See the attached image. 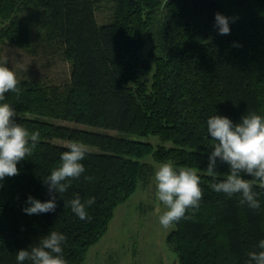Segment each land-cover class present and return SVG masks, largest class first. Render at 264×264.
Wrapping results in <instances>:
<instances>
[{"label": "trees", "instance_id": "trees-1", "mask_svg": "<svg viewBox=\"0 0 264 264\" xmlns=\"http://www.w3.org/2000/svg\"><path fill=\"white\" fill-rule=\"evenodd\" d=\"M99 1L0 0V44L32 46L22 14L33 9L46 37L64 46L72 64L64 87L21 79L19 95L5 94L18 122L39 136L18 162L19 172L0 187V264H16V251L52 228L67 236L68 264H84L115 208L148 183L154 171L143 158L149 155L192 166L201 177L199 206L166 237L179 264H244L264 237V188H254L260 207L251 209L239 194L210 187L228 167L218 163L213 174L206 169L213 144L206 120L215 111L234 121L248 111L264 115V0H109L114 17L103 24L96 17ZM217 11L234 18L227 34L214 26ZM150 134L161 138L157 147L132 137ZM72 139L88 146L83 163L94 179L69 178L55 211L25 213L29 194L49 198L42 177L67 148L56 140ZM75 193L95 196L90 218L81 220L65 207Z\"/></svg>", "mask_w": 264, "mask_h": 264}, {"label": "clouds", "instance_id": "clouds-1", "mask_svg": "<svg viewBox=\"0 0 264 264\" xmlns=\"http://www.w3.org/2000/svg\"><path fill=\"white\" fill-rule=\"evenodd\" d=\"M228 15L217 11L214 26L220 34L231 31ZM17 73L9 67L7 60L0 61V187L6 176L19 172L18 162L31 153L38 132H29L16 118V109L6 99L5 94L15 92L19 95ZM206 132L212 140L211 151L207 153V171L217 172L218 163L227 164L228 170L215 176L210 187L216 192L229 196L239 194L241 203L251 209L260 207L259 193L254 190L258 184L264 188V115L257 111L242 114L239 121H234L226 114L215 111L206 120ZM87 145L78 139L67 142L66 150L59 156V164L42 177L47 186L49 198L40 199L29 194L22 211L31 215L55 211L57 193L62 197L72 183L69 178H78L83 174L85 181L93 176L85 171L84 157ZM201 177L192 166L177 167L171 160L163 161L154 171L155 196L165 206L158 217L159 223L168 227L187 218L186 212L198 207L202 189ZM65 207L81 220L90 218L88 208L95 201V196L81 197L75 193L64 200ZM67 236L64 232L52 228L46 235L29 247L20 248L15 253L16 264H68L63 255ZM244 264H264V237H261L255 249L249 250Z\"/></svg>", "mask_w": 264, "mask_h": 264}, {"label": "rangeland", "instance_id": "rangeland-1", "mask_svg": "<svg viewBox=\"0 0 264 264\" xmlns=\"http://www.w3.org/2000/svg\"><path fill=\"white\" fill-rule=\"evenodd\" d=\"M22 17L30 27L32 46L24 49L5 41L0 44V61L7 60L9 67H14L18 80L31 79L47 86L64 87L70 81L72 70L71 62L64 55V46L46 37V29L33 9L24 12ZM96 17L100 24L110 22L114 17L113 2H97ZM56 122L79 126L68 121ZM132 137L150 141L156 147L162 142L155 134ZM56 142L67 145V141ZM164 144L173 145L171 141ZM143 160L153 166V171L161 163L153 155ZM164 208L155 196L153 172L147 184L140 183L136 191L115 208L107 232L90 248L84 264H179L177 254L166 242L173 224L164 227L158 220Z\"/></svg>", "mask_w": 264, "mask_h": 264}]
</instances>
